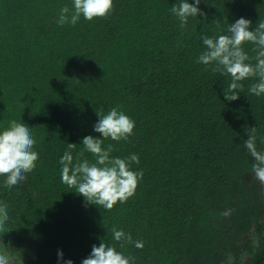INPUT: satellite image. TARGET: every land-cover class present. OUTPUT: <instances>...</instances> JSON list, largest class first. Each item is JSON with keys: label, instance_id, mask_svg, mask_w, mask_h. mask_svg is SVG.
<instances>
[{"label": "trees", "instance_id": "1", "mask_svg": "<svg viewBox=\"0 0 264 264\" xmlns=\"http://www.w3.org/2000/svg\"><path fill=\"white\" fill-rule=\"evenodd\" d=\"M178 2L114 0L106 18L61 26L73 0H0V132L26 124L39 153L23 183L8 188L0 176L9 215L0 252L15 264H82L103 241L135 264H264V184L243 144L255 127L264 152V95L250 92L251 78L228 101L231 77L197 63L202 35L227 34L241 17L254 31L264 0H201L206 16L183 30L170 12ZM243 47L254 64L256 46ZM113 107L135 121L134 135L103 146H114L113 157L138 155L131 167L144 175L132 198L107 211L62 183L59 161L74 143V162L83 151L79 159L94 163L82 139L103 138L97 110ZM113 227L144 247L121 248Z\"/></svg>", "mask_w": 264, "mask_h": 264}, {"label": "clouds", "instance_id": "2", "mask_svg": "<svg viewBox=\"0 0 264 264\" xmlns=\"http://www.w3.org/2000/svg\"><path fill=\"white\" fill-rule=\"evenodd\" d=\"M201 0L189 3L188 0L179 2L170 8L183 30L188 24L190 17L206 16L199 8ZM114 11V0H73V8L67 5L61 8L57 23L61 26L71 24L75 26L81 16L85 20L92 21L94 18H106ZM252 21L239 18L234 23H229L227 34L209 37L202 35L201 39L205 46L197 59V63L206 66L212 65V71L224 76H230L231 82L224 89L228 101L239 99V93L243 92L244 85L241 83L247 79L257 78L258 82L250 86V92L256 96L264 95V21H258L254 31L250 30ZM252 43L256 47L255 63L244 50L245 43ZM98 122L94 125V131L102 135V139L91 135L82 139L84 151L95 157V162L90 163L87 159H79L83 151L75 159L73 150L77 144L67 143V150L60 158L61 181L69 188L85 198L86 203L94 204L104 210L110 211L119 203H126L132 198L143 179V171H133L131 165L139 164V156L132 154L127 158L113 157L111 153L114 146L108 144L104 147V141L111 139L116 142L128 141L134 135L135 121L117 107L105 114L103 110H97ZM30 128L22 122L10 121L9 127L0 132V176H5L4 186L11 188L23 183L27 174L37 167L39 153L35 151L37 141ZM248 138L243 144L254 158L252 171L261 184H264V152L256 147V128L245 129ZM264 142V140H262ZM8 205L0 202V230L5 228L9 219ZM115 241L120 242V247L134 244L142 249L144 242L133 240L130 233L113 227L110 230ZM11 249L10 244L5 246ZM58 257L63 260L64 254L58 252ZM0 264H15L14 259L7 253L0 252ZM64 264H73L71 259ZM82 264H135V258L126 256L117 251L115 246H109L104 241L98 246L93 245L90 255L82 261Z\"/></svg>", "mask_w": 264, "mask_h": 264}]
</instances>
